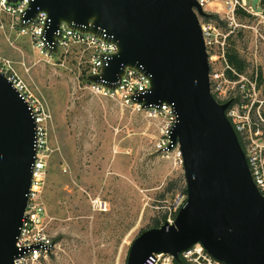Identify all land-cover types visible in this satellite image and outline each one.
Masks as SVG:
<instances>
[{
    "label": "water",
    "instance_id": "1",
    "mask_svg": "<svg viewBox=\"0 0 264 264\" xmlns=\"http://www.w3.org/2000/svg\"><path fill=\"white\" fill-rule=\"evenodd\" d=\"M41 12L50 20L45 36L54 53L63 23L117 45L89 82L116 89L127 69L137 70L150 87L135 102L144 109L167 104L177 114L172 140L183 155L187 200L173 224L135 239L127 264L159 254L180 260L195 244L225 264H264V197L227 118L231 102L220 104L211 94L199 19L210 15L197 0H31L23 21L31 23ZM35 127L28 105L0 74V264H14L20 254Z\"/></svg>",
    "mask_w": 264,
    "mask_h": 264
},
{
    "label": "rangeland",
    "instance_id": "2",
    "mask_svg": "<svg viewBox=\"0 0 264 264\" xmlns=\"http://www.w3.org/2000/svg\"><path fill=\"white\" fill-rule=\"evenodd\" d=\"M251 40L246 33L232 42L243 52ZM14 45L0 33V55L26 62L29 71L18 65V73L46 98L53 117L43 201L58 249L45 264H127L135 239L164 224L176 200L187 199L183 166L155 152L158 122L82 89L74 73L77 50L68 66H45L29 37ZM94 197L108 201L107 213H93Z\"/></svg>",
    "mask_w": 264,
    "mask_h": 264
},
{
    "label": "built area",
    "instance_id": "3",
    "mask_svg": "<svg viewBox=\"0 0 264 264\" xmlns=\"http://www.w3.org/2000/svg\"><path fill=\"white\" fill-rule=\"evenodd\" d=\"M197 0L210 18H199L210 64L211 94L220 104L231 102L226 110L227 118L234 128L248 166L261 195L264 197V0ZM31 0H0V33L13 48L15 40L27 36L31 51L37 62L45 66H68V59L78 51L75 60L76 80L91 95L117 101L132 109L146 120L158 122V134L154 139L155 152L165 160L183 166V155L178 142L172 140L178 117L171 106L144 109L135 102L150 87L149 79L134 69H127L116 89L91 83L89 76L101 74L104 64L118 52L114 43L89 33L70 29L65 23L56 33L57 53L51 51L45 31L50 23L46 13L41 12L31 23L23 18L30 8ZM24 23L26 27H21ZM251 35L249 46L241 52L246 62L243 72L231 66L227 53L234 37ZM51 48V49H50ZM18 65L28 72L26 62H15L0 55V74L3 75L28 105L35 123V161L28 202L17 239L20 254L14 264H45L58 249L49 232L50 218L43 201L47 181V166L50 157V127L53 117L49 102L41 93L33 92L18 73ZM86 79V81H85ZM186 197L176 200L166 222L174 223ZM93 213H107L108 201L90 199ZM177 260L170 254L151 256L144 264H225L213 257L201 244L183 251Z\"/></svg>",
    "mask_w": 264,
    "mask_h": 264
},
{
    "label": "trees",
    "instance_id": "4",
    "mask_svg": "<svg viewBox=\"0 0 264 264\" xmlns=\"http://www.w3.org/2000/svg\"><path fill=\"white\" fill-rule=\"evenodd\" d=\"M227 59L231 66L238 71L243 72L246 68V62L241 56V52L237 49L236 43L231 41L230 49L227 53ZM86 81V79H85ZM161 223H157L156 227H160Z\"/></svg>",
    "mask_w": 264,
    "mask_h": 264
}]
</instances>
